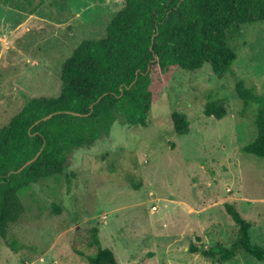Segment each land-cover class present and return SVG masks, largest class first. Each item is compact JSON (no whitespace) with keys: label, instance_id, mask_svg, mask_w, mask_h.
I'll return each mask as SVG.
<instances>
[{"label":"rangeland","instance_id":"rangeland-1","mask_svg":"<svg viewBox=\"0 0 264 264\" xmlns=\"http://www.w3.org/2000/svg\"><path fill=\"white\" fill-rule=\"evenodd\" d=\"M123 3L0 0V126L28 99L57 95L66 58L80 41L102 37ZM230 42L236 58L226 75L218 78L208 63L177 69L145 125L113 122L93 145L69 151L57 182L34 183L18 223L0 237V264H87L79 252H91L92 228L120 264L149 254L155 264H264L243 252L221 262L188 251L192 242L232 241L225 202L252 222L251 241L264 247V157L242 150L264 106V21L242 25ZM238 81L259 101L239 99ZM217 99L227 114L205 115V103ZM173 111L186 115L187 134L175 133ZM128 173L141 179L138 189L124 180Z\"/></svg>","mask_w":264,"mask_h":264},{"label":"trees","instance_id":"trees-1","mask_svg":"<svg viewBox=\"0 0 264 264\" xmlns=\"http://www.w3.org/2000/svg\"><path fill=\"white\" fill-rule=\"evenodd\" d=\"M262 21L264 0H124L102 37L80 41L66 58L59 93L28 99L0 126V237L18 223L25 211L22 196L34 183L60 179L69 151L93 145L109 134L115 121L145 125L152 104L177 69L193 71L208 63L218 78L226 75L236 58L231 35L242 25ZM234 88L244 103L259 101L244 82ZM203 111L221 118L228 107L223 99L209 100ZM48 114L52 116L42 120ZM171 119L176 134L189 132L185 114L173 111ZM254 124L255 136L242 150L264 157V106L256 110ZM39 150L34 161L15 172ZM124 180L134 189L142 185L131 173ZM223 207L233 220L232 241L206 248L192 242L188 251L221 262L243 252L264 263V247L251 241L252 222L235 204L225 202ZM88 246L90 253L79 252L87 264H120L114 252L102 246L96 228ZM151 256L133 264H155Z\"/></svg>","mask_w":264,"mask_h":264},{"label":"water","instance_id":"water-1","mask_svg":"<svg viewBox=\"0 0 264 264\" xmlns=\"http://www.w3.org/2000/svg\"><path fill=\"white\" fill-rule=\"evenodd\" d=\"M67 113H71V114H73V115H80L79 113H76V112H72V111H66ZM52 116V114H48V115H46V116H44L43 118H42V120H46V119H48V118H50ZM39 122V120H36L34 123H33V125H35L36 123H38ZM40 153V150L35 154V156L33 157V158H31L30 160H27L20 168H18V170L17 171H15V172H19L20 170H22L25 166H27L28 164H30L32 161H34L35 160V158L37 157V155Z\"/></svg>","mask_w":264,"mask_h":264},{"label":"built area","instance_id":"built-area-1","mask_svg":"<svg viewBox=\"0 0 264 264\" xmlns=\"http://www.w3.org/2000/svg\"><path fill=\"white\" fill-rule=\"evenodd\" d=\"M154 206H152V208H153Z\"/></svg>","mask_w":264,"mask_h":264}]
</instances>
